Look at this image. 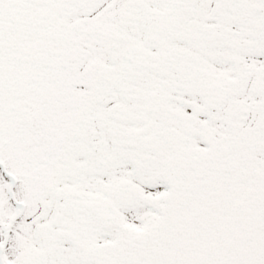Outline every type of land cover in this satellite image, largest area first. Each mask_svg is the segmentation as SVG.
I'll use <instances>...</instances> for the list:
<instances>
[{"label": "snow or ice", "instance_id": "snow-or-ice-1", "mask_svg": "<svg viewBox=\"0 0 264 264\" xmlns=\"http://www.w3.org/2000/svg\"><path fill=\"white\" fill-rule=\"evenodd\" d=\"M0 264H264V0H0Z\"/></svg>", "mask_w": 264, "mask_h": 264}]
</instances>
